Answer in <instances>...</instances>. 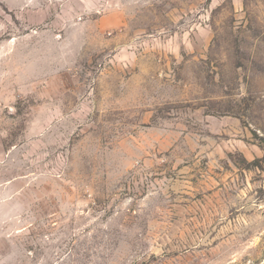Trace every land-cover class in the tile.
<instances>
[{
	"label": "rangeland",
	"instance_id": "obj_1",
	"mask_svg": "<svg viewBox=\"0 0 264 264\" xmlns=\"http://www.w3.org/2000/svg\"><path fill=\"white\" fill-rule=\"evenodd\" d=\"M0 264H264V0H0Z\"/></svg>",
	"mask_w": 264,
	"mask_h": 264
}]
</instances>
